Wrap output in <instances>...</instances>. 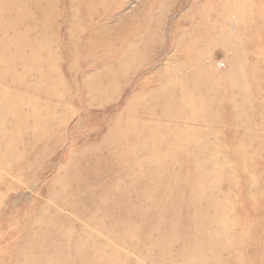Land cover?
<instances>
[{"label":"rangeland","instance_id":"1","mask_svg":"<svg viewBox=\"0 0 264 264\" xmlns=\"http://www.w3.org/2000/svg\"><path fill=\"white\" fill-rule=\"evenodd\" d=\"M51 1L55 0H16L15 3L19 10L28 9L33 18L31 23L26 21V24L28 22L31 24L30 27L20 26L24 27L20 30L22 31L21 40L32 42L27 49H24L25 52H28L30 66L36 60L38 63L40 61L43 66L49 64L60 66V72L64 77V85L67 89V96L65 97L69 99L66 101L67 104L60 99L57 102L55 96L49 95L44 88H39L37 91L31 90V87L36 84L35 74L29 75L23 80L25 85H16L11 76L9 77L6 67L0 69V109L6 106L7 102L4 100L8 99L7 96L9 95H17L19 99L23 100V102H14L10 109L7 108L10 114L22 113L18 120L7 115V111L3 112L7 115V129L9 128L12 134L8 132L2 138L18 139L19 144H24L28 138L24 119L29 118L27 112L36 113L43 108L45 109V106L51 109L48 114L50 115L48 122H61L59 126L57 125L59 130L53 140V143H57V148L50 151L51 155H44V150L38 154H29L37 160H42L48 155L46 157L47 162L32 167L34 170L28 175L31 182L22 177H17L14 180L9 179L18 163L13 156L8 159L9 153L11 154L9 148L0 150V170L2 169L1 172H4L3 174L0 172V181L3 182L6 178V181L9 182V186L4 189L6 191L0 193V199L4 197L0 202V264H16L13 261L7 263L6 258L8 252H15L19 234L23 232V229H26L22 239L28 251L29 264H169L163 257L167 255H163L161 258L157 257L159 252L155 245L158 238L162 236L165 240H171V245L173 242L176 243L173 248H177L179 251H181L179 241L183 238L186 245H191L193 242L200 243L204 239L208 241H206L207 248L202 243L194 250H188L187 260L179 257L177 262V259L174 258L171 261L172 264H193L190 257L194 256L200 257L203 261L204 256L216 258L220 255L222 258V254H226L228 251H236L238 243L242 248L241 264L264 263V158H261L259 160L260 165L255 167V169L259 167L260 171H256L258 178L253 183L252 172H250L252 168L249 167L247 158L240 155L238 147L229 145L230 136L228 133L231 134L232 128L235 127L237 116L233 114L231 118L230 112L232 111L230 108L224 102H220L226 97L224 95L226 93L235 91L238 97L237 90L240 86H243L256 99L262 98L264 101V0H211L213 16L207 17L206 15L204 17L205 22L203 20L204 23L201 21L203 15L206 14L207 7L204 9L202 6L206 4L207 0H94L98 3L93 7V11L95 10L92 13L93 31L92 26H87V7H85L88 5L87 0H57L61 2L53 5L52 10L48 8ZM77 17L82 21L78 31L75 32ZM17 21H20L19 17ZM31 27L35 33L29 29ZM202 28L205 38L209 40L200 41L195 37ZM75 33H77L75 37L76 48L73 45L75 54L74 56L69 55L72 58L75 57V60L74 66L70 70L71 64L67 59V51L64 49V45L65 42L70 41L69 36L71 37ZM92 33L94 36H91ZM190 34L195 36L188 39L189 37L187 38L186 35ZM7 36L8 39L12 37L11 35ZM146 37L150 40L144 47L148 49V51L145 50L147 56L142 55L137 60L123 63L127 50L136 46L141 47L142 40ZM194 37V43L198 45L197 51L201 49V55L192 56L191 52L178 50L179 46L187 47L188 43H192L191 40ZM4 39L7 42L5 36ZM12 52L11 47L6 49L7 54ZM35 53L39 56L38 58L33 57ZM58 59L60 60L57 61ZM98 59L104 61L94 64L93 62ZM105 62L108 63V66L111 64L109 66L111 71H106L111 74L114 70L113 72H116L117 75L120 70V63L126 67L116 79H119L117 82L112 81L110 85H106L105 95L100 99L103 102H96L98 105H92L87 98V92L88 94L90 92L86 91L85 80L93 76L98 66H102ZM233 62L235 65L230 71L229 67ZM193 65L199 67L196 74L198 76L196 78L192 76L185 89L191 92L190 90L194 89L195 84L201 83L204 89L209 90V101L205 102L200 110L197 106L198 103L191 101L193 98L187 95L189 108L184 113V110L182 111L178 121H164L166 123H164L165 126L161 131L164 128L172 127L174 132L179 133H170L172 141L182 142L183 151L178 158L187 149L191 147L193 149L195 143L196 146L201 145L199 141H202L214 145L218 155L217 161L200 169L201 172L200 170L195 171L192 163L189 166L178 161L177 157H173L170 160L171 166L179 172H181V168L183 169L178 177L180 181L178 183V179L172 181L165 178L161 182L159 198L151 195L146 198L143 206H137L136 209L143 207L148 211L147 214L136 217V225L140 226L142 224L139 222H143L146 227L144 234L136 233L139 234L138 236L135 235L137 241L133 237L136 231L129 224L131 223V216L125 218V211L120 217L113 216L116 221L119 220L120 224L124 223L118 230L111 227L101 233L95 231V235L100 234L99 239L109 243L113 249L108 245H100L101 242L94 246L86 244V246L91 247L90 251L85 250L87 254L86 263L78 253L75 257H70V250H72L73 245L69 250L64 247L63 242L72 243L80 235L92 243H94V239L90 238L87 232H83L84 230L79 225H71L67 218L57 214L61 212L65 217L70 216V212L67 210V202L71 198V194L74 195L73 191L65 188L66 192L63 193L62 197L59 193L60 198L57 201L53 197L54 190L61 185L59 180L63 179L61 177L64 176V169L72 163L75 164L77 158H80L84 161L88 160L86 164L90 165L91 171L98 170L97 173L92 172L88 176V178L93 179L88 180L91 188L87 195L77 199L80 203L85 204L83 207H77V210L82 214H88L87 210L96 208L98 210L96 219L104 221L109 215L107 210L111 211L112 207H115L112 211L124 208V204L121 203L124 201L125 194L129 193L122 189L128 182L132 181V176L129 173L116 174L109 170L110 167L106 159L110 158V152L104 150L103 145H109L111 148L117 147V136L111 135L109 129L120 117H123L121 123L127 121L130 124L131 115L128 110L132 112L135 110L140 115L143 104L141 99H138L160 91L163 94L165 91L171 93L172 98L167 97L166 101H169L174 113V107L179 103L178 90H181V88L178 90L175 88L178 81L175 76L188 75L189 69ZM234 67L235 69L232 70ZM166 71L169 72L167 74L169 78L174 76L172 83L169 81L168 89L165 88L164 82L161 80V76L163 78ZM23 72V70H18V75L22 76ZM170 73L171 75H169ZM55 79L57 78L54 77ZM207 83L211 87L206 86ZM214 87L217 88V91L214 90ZM63 88L59 86L56 92L62 94ZM172 91L173 93L177 92V94L173 95ZM47 97L49 103L45 101ZM219 97L221 98L219 99ZM30 99L36 103L31 107L28 104ZM146 103L152 104V101ZM255 105L257 104L255 103ZM262 110L264 107L260 109V111ZM125 112L129 114L127 120H125L127 117L124 115ZM175 112L177 113V111ZM42 116L46 117V113L44 112ZM158 119L163 118L159 117ZM176 125H178V129H174ZM118 126L122 130L126 129L125 124H118ZM41 127L38 124L37 129L41 130ZM1 128L2 126H0ZM135 128L136 126H133L131 131L136 130ZM37 129H35L34 135H38ZM221 131L222 134L218 138ZM260 133L264 136V132ZM2 138L0 137V144H2ZM5 142L11 141L5 139ZM17 152L16 149L13 155L16 156ZM6 155L8 156L6 157ZM226 156L231 161L229 164L223 162ZM222 162L227 169L224 168ZM23 165L26 166V164ZM185 166L189 168L186 170ZM37 167L38 169H36ZM199 171L201 174L206 172L203 181L201 178H197ZM227 171L232 177L231 181L227 178ZM81 174L84 176L85 172L81 171ZM154 180L159 181L158 178ZM164 181H166L165 187ZM191 181H195V185ZM151 182L152 180L149 183ZM149 183L146 181L143 183L145 189L152 186ZM209 186L214 190L227 191L230 189L235 200V205L231 207L234 208L233 211L237 212V217L234 221L232 220L233 231L226 232L230 235L232 242L221 240V243H226L221 247L222 250L217 249L215 243H210L212 240L216 242L221 234L216 236L214 231L216 229L207 227L211 226L210 222L213 218V214L209 213L212 206H208L203 201L205 193L210 191L206 190ZM118 187L121 191H117ZM171 191H175L177 194L174 192L175 197L173 194L169 202L165 199ZM193 191H195L194 195ZM76 194L77 191L75 190ZM64 198L67 200L64 201ZM165 201L168 205L174 202L172 207L173 209L175 207L174 210L176 211L170 206L163 212L161 208L156 206ZM187 203L190 204L187 205ZM185 204L189 207L186 208ZM85 206L88 207L84 210ZM200 206L206 209L205 216H196L201 211ZM45 213H49L50 216H46ZM44 217H47L48 220H45ZM59 222L70 224L64 234L55 229V223L59 225ZM81 223L85 224V221ZM206 224L208 225L206 226ZM40 225H50L54 229H41ZM236 225L244 230L246 235L236 231ZM120 231L128 236V239L132 238L134 242L127 244L122 242V246L118 245L117 239H125L124 234L119 233ZM147 236H149V240H147ZM187 238L190 243L186 241ZM17 259L16 256L13 260ZM19 259L23 261L25 257ZM181 260L182 262H180ZM203 261L199 264H207Z\"/></svg>","mask_w":264,"mask_h":264},{"label":"bare ground","instance_id":"2","mask_svg":"<svg viewBox=\"0 0 264 264\" xmlns=\"http://www.w3.org/2000/svg\"><path fill=\"white\" fill-rule=\"evenodd\" d=\"M15 1L16 0H0V4H1V8H0V34H1V39H0V52H1V54H0V69L2 67H6L7 73H9V77L11 76L12 80L14 81V84H16V85H18V84L25 85L23 80L26 79L29 75L35 74L36 84H35V86L31 87V90L37 91V90H39V88H44L49 95L55 96L54 98H56L57 102H59V99L62 100L64 103L66 101H69V99L67 97H65V96H67V92H66L67 89L64 85V77L61 75V72H60V66H54V65L51 66V64H49L47 66H43V64H41L40 61L38 63L37 60L35 62L33 61L32 65L30 66V64L28 62V60H29L28 52H25L24 49H27V47H29L32 42L21 40L22 39L21 38V32L22 31H20V30H21V28H24V27H20V26L21 25L25 26V28L30 27L31 26V24H30L31 20H33V18L31 17V14H30L28 9L19 10L16 6ZM60 2H58L57 0L51 1L49 3L48 8H50L52 10L54 8L53 5H57ZM210 2H211V0L210 1L207 0L206 4H204L202 6V7H204V9L207 7L206 14L203 13L204 15H203V19L201 21L202 23L205 22L206 19H204V17L206 15H207V17L213 16L212 15L213 14V8L210 5ZM63 3H65V2H63ZM87 3H88V5L85 6V7H87V9H86L87 26H92V31H93V25H92L93 15H92V13L95 12V10L93 11V7L98 2H94V0H87ZM65 9H66V7H65ZM10 11H11V13H10ZM18 17H19L20 21H17ZM203 20H204V22H203ZM26 21H30V23L28 22L26 24ZM81 21L77 17V21H75V26H76L75 32L78 31L80 24H81ZM29 29L32 30V27ZM32 31H34V33H35V30H32ZM45 32L46 31L44 30V33ZM198 33L199 34L196 33L197 34L196 36L194 34L193 35L190 34V35H186V36H187V38L189 37L188 39H190L192 36H195L200 41H202L203 39L209 40V39L205 38L203 28ZM7 35H11L13 37V39H12V37H9V39H8ZM76 35H77V33H75V35H72L71 37L69 36L70 41L68 43L65 42L66 44L64 45V49L67 52L65 50L64 51L67 53V59H69V62L71 64L70 70L74 66L73 62L75 60V57L72 58L70 56H74V54H75L74 49H73V45L76 48V45H75ZM4 36L7 38V42L5 41ZM91 36H94V34L92 33ZM183 37H185V36H183ZM195 37L191 40L192 43H188L187 47H180L179 46L178 50L191 52L192 56L193 55L196 56L198 54L201 55V49L197 51L198 45H196L194 43ZM149 41H150L149 38L146 37V39L142 40L143 44L141 47L136 46L130 50H127L128 52L126 53V56L123 59L124 60L123 63L130 62L132 60H137L142 55L145 56L146 55L145 50L147 48H144V47L146 46L147 43H149ZM19 42H21V43H19ZM8 47H11V49L13 51L12 53H8V54L6 53V49ZM199 47H200V45H199ZM147 51H148V49H147ZM78 52H79V50H78ZM33 57L38 58L39 56L35 53ZM59 60L60 59H58L57 61H59ZM54 61H56V60H54ZM54 61H53V63H54ZM103 61L104 60L98 59L97 61H95L93 63L98 64V63L103 62ZM123 63L119 64L120 70L118 71L117 75H116V72L115 73L113 72L114 70H112V74L106 72V71H111V69L109 67V66H111V64L108 66V63L105 62V64H103L102 66H98V69H96V73L93 76H91L90 78H87L85 80V86L87 88L86 91L88 90L90 92L89 94L87 92V95H88L87 98H88V101L90 102V104L98 105V104H96V102H100V103L103 102V101H100V99H102V97L105 95V92H106L105 88H107L106 85H110V83H112V81L117 82L119 80V79L118 80H116V79L124 71V67H126V65H123ZM9 65H10V67H9ZM57 65H59V64L57 63ZM233 65H235L234 62L229 67L230 71H231V68ZM198 68L199 67H197V65H193L190 67V69H189L190 73L188 75H185V76L177 75L178 77L175 76V79H178V81L176 82L175 88L177 90H178V88H181V90H178L179 91V103L177 106L174 107V113H173V108H171L169 101H166L167 97L172 98L171 93L169 91H165L163 94L160 91V92H157L156 94H153V95H145L142 98L138 97L139 98L138 100L141 99V103L143 104L142 105L143 107L141 106L140 115H138L135 112V110L133 112L131 110H128V112L131 115V117H130L131 123L130 124H128L127 121L121 123L120 121H122L121 118H123V117H120V118H117L115 120V123L113 124L112 128L109 129V132L111 135L117 136V138H116L117 139V147L111 148V147H109V145H103L104 146L103 149L108 150L110 152V158L106 159L108 164H109V167H110L109 170L113 171L116 174H121L124 172L129 173L132 176V181L128 182V184L125 185L122 189L123 191H126L129 193V194H125V198L123 199L124 201H123V203H121V204H124V208H120V210L118 209V210L112 211V209L115 208V207H112L111 211L107 210L109 215H108V218H106L104 221H99L96 219L97 211H98L96 208L91 209V210L90 209L87 210L88 214H85V213L82 214L81 212H79V210H77V207H79V206L83 207L85 204L83 202L80 203V201H78L77 199L80 196L87 195V193L89 192V190L91 188L88 180L91 181L93 179V178H88V176L92 172L97 173L98 170L91 171L90 165L86 164L88 162V160L84 161L80 158H77V161L75 164L72 163L67 168L64 169V173H63L64 176L61 177L63 179L59 180V184H61V185H59L58 189L54 190V193H53L54 196L53 197L57 201V199L60 198V196L62 197L63 193L66 192L65 188H69V191H73L74 195H75V190H76L77 194L75 196L73 194H71V198L67 202V208H68L67 210L70 212V216L65 217L61 212L57 213V214L60 215V217L67 218L71 225H76V226L79 225L84 230L83 232H87L89 234L90 238L94 239V243H92L91 241L89 242L88 240H86V238L83 235H80L72 243L69 241L63 242L64 247L68 248L69 250L71 249V247L73 245L72 250H70V253H71L70 257H75L78 253L79 256L82 257L83 261L86 263L87 254H86L85 250L90 251V249H91V247L86 246V244H91L94 246V245H98L101 242L100 245H102V246L108 245L110 248L113 249V247L109 243H105L104 241H101L99 239L100 234L95 235V233L97 231L101 233V232H103V230L104 231L109 230V228H111V227L118 230L120 227H122L124 225V223L120 224L119 220L116 221L113 218V216L117 215L120 217V216H122V214L125 211H126L125 218L131 216L130 217L131 223H129V224H130L131 228L134 231H136V232H134L135 234H133V237H135V235H137V236L139 235L136 233H140V234L143 233L144 234V232L146 231L145 224L143 222H139L142 225H140V226L136 225V217L141 216V215H145V214H147L148 211L146 209H143V207L140 209H136L137 206H139V205L143 206L144 202L146 201V198L151 196V195H155L156 198H159V193H160L159 190L161 187L162 180H164L165 178H168L172 181H176L178 179V177L180 176V174L182 173V170H183L180 167L181 172L176 171L175 170L176 168L172 167L170 164V160L173 157L178 158L181 155V153L183 151V146H182V142H179L178 140L175 142L172 141L170 133L172 132L174 134H179L177 132H174L172 130V127L171 128H164V130L161 131L163 126H165L164 123H166L164 121H172V120L178 121L179 120V118L181 117L182 111L184 110L183 111V113H184L190 106V104L188 103V100L186 98L187 95H189L190 97L193 98V99H191V101H196V103H198L197 106L200 110L203 108L204 103L209 101V97H208V95L210 94L209 90L204 89L202 87L201 83L195 84L194 89L190 90L191 92H189L185 89L189 79L192 76L195 78L198 76V75H196L199 71ZM184 69H186V68H184ZM234 69H235V67L232 70H234ZM18 70L24 71L22 76L20 74H19L20 76L18 75ZM166 72L164 73L163 78L161 76V80L164 82L163 85L165 86V88H167L169 86V81H171V83H172L173 78H174V76L172 78H169V76L167 75L169 72H167V73ZM185 73H187V72H185ZM161 74H163V73H161ZM169 75H171V73ZM5 77H6V75L3 76V82L5 81ZM54 77H56L57 79L54 80ZM33 84H34V82H33ZM63 85H64V88H63ZM59 86H61L63 88L62 94L61 93L58 94L56 92V90ZM206 86L211 87L208 83L206 84ZM214 90L217 91V88L214 87ZM237 92H238V97H237V94L235 91L233 93L224 94L226 97L221 99L220 102H224L226 104V106H228L230 108V110L232 111V112H230L231 118H232L233 114H234V116L235 115L237 116V120H236L237 123L235 121V124H234L235 127L232 128L233 130L231 131V134H229L227 132L228 135L230 136V144L229 145H232L234 147H238L240 155L245 156V158H247L248 163H249V167L252 168V171H250V170L249 171L252 172V179H253V183H254V181H257V178H258V174L256 173V171H260L259 167L256 169H255V167H257L258 164L260 163L259 160L261 158H264V136L260 133V132H264V110L260 111V109H262L264 107V101L262 100V98L256 99L255 97H253L251 95V93L250 92L248 93L243 86H240L238 88ZM165 93H167V94H165ZM172 94L176 95L177 92L173 93V91H172ZM231 94H233V95H231ZM22 95H24L23 92H22ZM7 97H8V99H5V100L3 99L4 101L7 102L6 106L4 108L0 109V126H2V128L0 129V137L1 138L3 137L4 134L6 135V133H8V132L10 134H12L11 130L9 128L7 129L8 120H6V116L11 115L10 117H13L15 120H18L20 115L22 114L20 112H19V114H16V115L10 114L9 109H10V106L12 103L23 102V100L19 99L17 97V95H15V96L9 95ZM221 97H219V99ZM46 99L47 100H45V99H43V100H45L47 103H49V98L47 97ZM148 101H152V104H147L146 102H148ZM255 103L257 105H255ZM28 104L31 107L32 105H35L36 103L32 99H30L28 101ZM66 104H67V102H66ZM225 104H223V105H225ZM7 108H9V109H7ZM4 111H7V115H5V113H3ZM175 111H177V113ZM44 112L46 113V117L42 116L44 114ZM50 112H51L50 107L48 109L47 106H45V109L43 108L39 112H36V113H31L30 111L27 112V114L29 115L28 119H26L22 116L26 122V136L28 137V138H26V142H24V144H19L18 139L5 138L6 140L11 141V142H5V139L2 138V144H0V150L9 148L12 155L9 153V156L6 155V157L8 156V159H9L13 156L16 158L17 163H18L17 167L13 170L12 175L9 177V179L14 180L17 177H20V178L22 177L24 179L27 178L28 181L31 182V180L28 178V175L31 171L34 170V169H32V167L38 166L42 162H47L48 159L46 157L48 155H51L50 151L55 150L57 148V143H53V140L56 138L57 132L59 130V128H57V125L59 126V124H61V122H59V121L48 122V117L50 116L48 114ZM124 115H127V117L125 119V120H127L129 117V114L127 112H125ZM159 117H161L163 119H158ZM15 120H13V121H15ZM19 122L23 123L22 121H19ZM38 124H40L42 126L41 130L37 129ZM118 124H122V125L125 124L126 129L122 130L121 128H118L119 127ZM133 126H136V128H135L136 130L131 131ZM35 129H37L36 133H38V135H34ZM174 129H178V125H176L174 127ZM232 132H233V135H232ZM221 134H222V131L219 133L218 138H220ZM41 141H42V143H41ZM199 143L201 145L196 146V143H195L194 144L195 147H193V149H192V147L190 149L186 148L187 149L186 152L180 158H178V161L184 162V163H186V165L187 164L189 165L190 163H192L193 169L195 171L200 170V169H202L205 166H208L210 164L211 165L214 164L218 158L217 157L218 156L217 151L215 150L214 145L212 146L210 143L202 142V141H199ZM210 148H211V150H210ZM16 149L18 150V152H17V155L14 156L13 154L16 152ZM41 150H44L43 151L44 155L48 154L42 160H37L33 156H31V155L40 153ZM29 154H31V155H29ZM142 157H143V159H142ZM223 162H225V163L228 162L227 164H229V162H231V161L226 156V159ZM23 164H26V166H24ZM181 164L183 165V163H181ZM179 166H180V163H179ZM223 166H224V168H226V165L224 163H223ZM247 166H246V168H247ZM185 167H186V170L189 168L188 166H185ZM36 169H38V167ZM1 170H0V172H1ZM81 171L85 172L84 176L81 174ZM200 171L202 172V170H200ZM200 171H199L197 178H199V179L201 178V180L203 181L204 176L206 177V172H205V174H203V173L201 174ZM245 171H246V169H245ZM168 173H169V175H168ZM192 174L194 175V173H192ZM171 175H172V177H171ZM196 175H197V173H196ZM201 175H202V177H201ZM195 176H193V177H195ZM156 178H158L159 181L154 180ZM227 178L229 181H231V179H232V177L230 176L228 171H227ZM13 180H12V182H13ZM151 180H152V182L149 183ZM189 180H190V178H189ZM250 180H251V178H250ZM259 180H260V177L258 179V183H259ZM145 181L148 182L149 184H151L152 186H149L148 189H145L144 188L145 185L143 184ZM179 181H180V179L177 180L178 183H179ZM155 182H157L158 184ZM165 182L166 181H164V183ZM191 182L195 185V181L194 182L191 181ZM191 182H190V184H191ZM8 183L9 182H8V180L6 181V178H5V181H3V182L0 181V193L3 191H6L4 189L7 186H9ZM10 185H11V182H10ZM154 186H155V188H154ZM165 186H166V183H165L164 187ZM77 187H79V188L77 189ZM185 187H187V186H185ZM206 190H210V191L208 193H205V199L203 201H204V203L206 202L208 206H212L209 213L213 214V218L211 219V222H210L211 226H207L208 224H206V226L207 227H214L213 229H216V230H214L216 236L221 234L216 239V242H215V240H212L210 243H212V244L215 243L217 249L222 250L221 247L226 243H221V240H224L225 242H232L230 235L226 232H232L233 231L232 220L234 221L235 218L237 217V212L233 211L234 208L232 209V207H231L232 205H235V200L232 196V192L230 189H228L227 191L226 190L222 191L221 189H215L214 190L213 188H210V186H209L208 188H206ZM114 191H116V190H114ZM117 191H121L119 189V187L117 188ZM174 192L175 191H171L170 194H168L169 196H167L166 197L167 199H165V200H167V201L169 200V202H170V197L173 196ZM194 192L195 191H193V195L195 194ZM59 193H61L60 196H59ZM189 195H191V194H189ZM174 197H175V194H174ZM3 198L1 197L0 202H2ZM150 199H151V197H150ZM63 200L66 201L67 198H64ZM162 200H163V198L161 199V201ZM150 201H152V200H150ZM155 201H157V200L155 199ZM167 201L162 202L160 205H156V206L161 208V211L164 212L167 210L168 207L174 206L173 205L174 202L170 203V205H168ZM154 202H153V204H154ZM198 202H200V201H198ZM147 204H149V203H147ZM182 204H184V203H182ZM188 204H190V203H187V205ZM213 204H215V205H213ZM187 205L185 206L186 208L189 207ZM207 205L205 204V206H207ZM202 206H203V204H202ZM86 207H88V206H85L84 210ZM37 209L39 210V208H37ZM172 209H173V207H172ZM174 209H175V207H174ZM174 211H176V210H174ZM163 212H161V213H163ZM186 212H188V211H186ZM206 213H207L206 209L201 207V211H199V214L196 216L204 215ZM45 215L50 216L49 213H45ZM93 218H95V219H93ZM209 218H210V216H209ZM44 219L48 220L47 217H44ZM82 221H85V224L81 223ZM219 221H221V224H219ZM127 223H128V220H127ZM185 223H186V221H185ZM70 224L59 222V225H58V223H55V229L57 231H60L62 234H64L66 232L65 230H68ZM57 226H58V228H57ZM125 226H127V225H125ZM40 228L41 229H47V228H53V226L50 227V225H46V226L40 225ZM161 228H163V227H161ZM180 228H178V229L180 230ZM235 229L238 232L240 231L242 233V235H246V232L244 230H242L241 228H239L237 225H236ZM172 230H174V229H172ZM209 230H211V229H209ZM25 231H26V229H23V232L21 234H19L20 236L18 237L19 239H18V243H17L16 249H15V252L14 251L8 252V257L6 258L7 263L10 261H13V262H16V264H29V259H28L29 256H27L28 251H27V248L25 246L24 240L22 239ZM156 232H158V231H156ZM119 233L121 235L124 234L121 231ZM163 234H164V232H163ZM59 236H60V234H59ZM124 236H125V239H123V238L117 239V241L119 242L118 245L122 246V244H123L122 242H125L126 244L128 242H130V243L134 242L132 240V238L128 239L127 238L128 236H126L125 234H124ZM146 238H147V240H149L148 239L149 236H147ZM135 240L137 241V237H135ZM186 241H188V243H190L189 239ZM206 241L204 239V241L202 240L200 243L199 242H195V243L193 242L194 244L192 243L191 245H189V244L186 245V242L183 238L182 240L179 241V247H181V251H179L177 248H175V249L173 248V246L176 243L173 242V245H171L170 244L171 240H165L164 237L162 236V237L158 238V241L155 245L156 250L159 252V255L157 257L161 258V256L167 255V256H163V257L166 258V260L169 262V264L171 263V261L174 258L177 259V262H178L179 257L187 260L186 254H187L188 250L189 249L194 250V248H197L202 243L206 247ZM66 242H68V243H66ZM18 246H20L19 249H18ZM147 247H149V246H147ZM166 248H168L167 251H164V249H166ZM130 250H132V249H130ZM241 251H242V248H241L240 244L238 243L236 251H233V252L228 251V253L222 254L223 255L222 258H220V255H218L219 258L218 257L209 258L207 256H204V261L200 257H196V256L190 257V259H191V263H193V264H199L202 261L207 263V264H241V262H242V257H241L242 252ZM118 253H120V252L118 251ZM16 256L18 259L13 260V259H15ZM22 257H25V259H23V261H22V259H19ZM113 260H114V258H113ZM180 262H182V260ZM117 263H118V261H117ZM176 264H178V263H176ZM261 264H264V263H261Z\"/></svg>","mask_w":264,"mask_h":264}]
</instances>
